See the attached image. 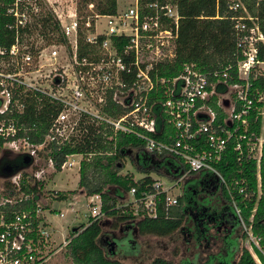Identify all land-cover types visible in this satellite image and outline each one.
Here are the masks:
<instances>
[{
    "label": "built area",
    "instance_id": "2783aa9c",
    "mask_svg": "<svg viewBox=\"0 0 264 264\" xmlns=\"http://www.w3.org/2000/svg\"><path fill=\"white\" fill-rule=\"evenodd\" d=\"M40 3L14 0L9 8L16 18L14 26H30L34 15L42 10ZM230 7L236 12L243 10L233 17L239 32L237 44L243 53L236 81H231V67L206 73L195 64H187L177 77H160V65L172 62L177 55L181 13L175 0H128L126 6L118 5L114 14H101L90 3L87 15H80L77 9L65 17L55 15L65 37L63 42L49 43L40 35H36V41H22L17 33L10 48L0 46V151L25 160V165L13 167V175H0V264H47L68 244L66 235L59 240L52 218L63 213L51 207L47 185L42 193L29 189L37 183L41 190L39 182H47L50 171H56L51 156L54 147L87 134L89 122L106 124L115 133L144 138L150 151H166L187 165L180 178L170 184L157 178L152 190H143L140 197L137 188H131L128 194L132 199L127 204H135L136 211L142 207L156 217L159 202L166 210L179 204L182 194L175 190L192 173H211L226 187L240 227L251 237L250 246H246L257 264H263L258 251L264 254V244L246 224L237 197L251 198L254 193L248 190L246 178L228 182L218 168L232 143L240 165L256 162L261 196L264 88L256 87L255 81L264 78V60L259 57L264 33L258 18L242 1L236 0ZM100 18L106 19L103 28ZM82 49L86 51L83 55ZM218 84H223L226 91L219 93ZM159 86L163 87L162 101L156 97L158 92L152 94ZM215 95L226 114L222 122H218V112L211 105ZM32 98H47L60 107L39 143L21 135L28 129L14 118L16 112H25ZM109 102L127 111L112 115L106 110ZM158 102L169 115V124L177 130L171 141H157L148 134L157 130L154 106ZM258 123L259 132L252 128ZM76 155L67 156L61 171L74 167L70 159ZM80 155L83 160L84 155ZM89 198L93 202L89 218L101 217L100 195ZM33 200L31 207L29 202Z\"/></svg>",
    "mask_w": 264,
    "mask_h": 264
},
{
    "label": "trees",
    "instance_id": "16d2710c",
    "mask_svg": "<svg viewBox=\"0 0 264 264\" xmlns=\"http://www.w3.org/2000/svg\"><path fill=\"white\" fill-rule=\"evenodd\" d=\"M181 13L179 37L177 40V55L172 62L160 65L158 74L160 77H177L180 75L187 64H195L203 72L210 73L215 70L223 71L230 68L232 76L231 81L237 79V65L243 58V53L238 47L239 32L235 28L234 16L243 13L231 9V5L236 0H175ZM245 5L247 11L258 18V24L264 33V0H240ZM14 0H0V46L10 48L16 40L19 33L21 40L25 39L31 42L33 35L44 36L49 43L57 40L65 41L61 32V24L57 20L53 9L44 7L38 14L34 15L33 23L28 27L14 26L16 18L9 12ZM94 3L95 9L101 14H114L118 8V0H79L77 9L79 12L88 10V4ZM41 4V3H40ZM43 7V6H42ZM90 12L85 13V15ZM83 14V13H82ZM11 25H13L11 27ZM102 38V37H101ZM84 36L80 37V43L83 45ZM83 47V46H82ZM86 47V46H84ZM260 59L264 60V43L259 45ZM86 51L82 49L81 54ZM256 87L264 88V78H258L255 81ZM217 91L223 93L226 87L218 84ZM158 92V93H157ZM157 93V94H156ZM158 100H163V87L152 93ZM219 97L215 95L211 105L218 112V122H222L226 116L223 109L218 105ZM153 100H150V104ZM59 105L44 98L42 101L32 98L28 102V107L24 113H15L14 118L19 124H24L28 130H22L21 135L28 136L34 143L42 142L51 121L59 112ZM106 110L112 115H121L127 109L109 102ZM157 120V130L155 133H148L157 141L167 142L175 138L177 130L169 124V115L165 112L161 102L154 106ZM88 133L74 139L73 142L66 143L60 147H54L51 153L55 161V172H60L61 166L71 154H83L81 161L79 190H84L86 196L100 195L102 201V213L99 218L90 217L87 223L74 225L67 247V254L73 260L74 264H125L118 255V245L116 241L107 238L109 233L104 231L108 220H112L113 228L127 226L133 230V233L140 236L154 235L158 237H167L178 230H183L184 224L189 216V211L195 209L197 195L193 190L184 191L179 196V204L165 209L162 202H159L158 215L150 216L144 208L136 211L133 203L127 204V193L131 188H137V197L145 189L152 190L155 180L166 177L171 181L180 178L186 171L185 163L169 154L166 151H150L147 140L132 134L115 133L112 128L106 124L89 122ZM261 123L254 124L255 130H260ZM48 157V155H46ZM130 160L135 169L143 174V177L136 179L133 175H122L121 171L125 168V160ZM13 167L25 165V160L17 156L9 160ZM218 168L225 176L228 182L235 178H246L247 187L251 198L244 199L243 195H237L240 206L243 210V217L248 226L252 227V233L262 239L264 244V152L261 162L262 194L258 193L257 164L255 161L239 164L238 153L230 143L223 159L218 163ZM53 173V172H52ZM51 173V174H52ZM50 174V175H51ZM201 173H192L191 176H197ZM156 176V177H155ZM188 179V183L194 184L197 179ZM207 179L210 177L214 183L207 186V190H221L224 207L222 208L221 219L218 224H224L230 227L232 224H239L235 209L232 205L231 197L226 187L217 182L216 177L207 173ZM30 187L29 191L42 193L46 189V182H39ZM81 188V189H80ZM76 191H69L75 193ZM50 195V191L46 192ZM60 195L53 194L56 199L65 201L68 196L65 193L57 191ZM190 197L189 204L186 199ZM37 198V197H35ZM29 202V206L35 203ZM257 208L253 219V209ZM59 212V209L54 210ZM200 218V217H199ZM196 222L204 225L208 232L213 222V217L209 220ZM74 228H77L74 231ZM242 228V227H241ZM243 229V228H242ZM114 230V229H112ZM130 237V236H129ZM244 238L248 237L247 231H244ZM130 238H134L131 236ZM135 241V239H134ZM133 244V243H132ZM260 259L264 264V254L258 251ZM151 264H175L173 260L164 257H156ZM239 264H257L252 253L247 247L240 250Z\"/></svg>",
    "mask_w": 264,
    "mask_h": 264
},
{
    "label": "rangeland",
    "instance_id": "374dc122",
    "mask_svg": "<svg viewBox=\"0 0 264 264\" xmlns=\"http://www.w3.org/2000/svg\"><path fill=\"white\" fill-rule=\"evenodd\" d=\"M79 0H41V9L45 6L53 9L55 15L62 14L63 17L69 11H73L77 9V2ZM119 6H126L128 4V0H119ZM43 6V7H42ZM78 10V9H77ZM57 11V12H56ZM79 12V10H78ZM88 10H84L79 12L80 15L84 16ZM100 23L102 24V28L105 26L106 19L100 18ZM37 40V36L34 35L30 40ZM41 42V41H39ZM46 62H49L46 60ZM13 159L14 155H9L7 152L0 151V163L5 158ZM70 160L75 162L74 167L66 168L61 172H55L54 170L50 171L52 174L49 175L50 179L47 178V189L50 191V196H46L48 198L51 197V203L53 204V209H62L65 212V216L61 218H56V224L60 229V238L59 240H63L66 235L67 238L71 235L72 228L74 225H80L82 223H87L89 221L90 209L93 206V202H90L91 199L86 196L84 190L78 189V184L80 180V172H79V162L82 160V156L80 154L72 157ZM122 175H133L136 179L143 177V174L138 172L135 167L132 165L131 161L125 160V168L121 171ZM207 176L206 173L202 174V177ZM156 177V176H155ZM194 176L187 178L184 180L180 186L175 190L177 194H183L184 185L187 183L188 179L191 180ZM158 178V177H156ZM161 180L166 184H170L171 180L166 177H161ZM81 189V188H80ZM63 192L68 196V199L65 201H61L56 199L55 195H60L57 193ZM69 191H76L75 193H69ZM55 194L54 196H52ZM127 202L131 201L132 197L127 193ZM200 202H204L211 207L212 210L222 211L224 207V201L222 199L221 190L210 191L207 193H200L197 196ZM96 200V199H95ZM208 201V202H207ZM90 204V205H89ZM135 204H133V208H135ZM73 208V209H72ZM112 220H108L104 227V231L109 234H116L118 237H125L124 239L116 240L118 245V255L125 262V264H151V261L156 257H164L170 260H173L175 264H184L188 259H193V236L187 230H178L170 236L167 237H158L154 235L148 236H140L135 234L131 228L124 226L119 228H113ZM187 228H193L194 222L192 220H188L184 224ZM227 227H223V231L225 232ZM114 229V230H112ZM238 237L234 238L233 241L230 242L231 245H235L239 251L243 247L250 246L251 242L250 236L248 234L247 238L243 237L244 229L238 226ZM218 232L216 228H212L211 235L215 236ZM62 234H65L64 236ZM134 234L135 243L138 245L136 250H132L128 253L129 249V237ZM218 235V234H217ZM222 235H220V239H213V243L218 240H221ZM207 244L206 241L203 242V248L201 249L203 252L208 250V247H205ZM247 245V246H246ZM264 249V247H263ZM207 252V251H206ZM203 255V254H202ZM255 259V258H254ZM189 262V261H188ZM47 264H74L73 260L67 254V247L64 246L57 254L53 256V258Z\"/></svg>",
    "mask_w": 264,
    "mask_h": 264
},
{
    "label": "flooded vegetation",
    "instance_id": "af4514ba",
    "mask_svg": "<svg viewBox=\"0 0 264 264\" xmlns=\"http://www.w3.org/2000/svg\"><path fill=\"white\" fill-rule=\"evenodd\" d=\"M9 160L10 159L8 157H5L1 161L0 172H1V166L5 163H8ZM202 174L203 173L194 177L195 179H197L196 183L191 184L187 182L184 185V191L193 190L194 194L197 196L200 195V193L209 192L207 190V186L213 184L214 181L210 177L208 179L206 176L202 177ZM186 201L189 204L191 203L189 196H187ZM222 212L223 211L219 212L217 210H212L209 205H207L204 202H200V200H198L197 198V201H195V209L189 211V216L187 218V221L192 220L194 222V227L187 228L184 226L185 229H183V231L184 230L189 231L193 236L192 238L193 240L191 242H193L194 256L193 259H188L187 261L184 262V264H239L240 251L235 245L230 244V242L233 241L234 238L238 237L236 235H238L239 224L234 223L230 227L224 224L223 225L218 224V221H220L221 219ZM212 217H213V222L208 223V225L210 226L208 232H206V230L204 229V225H201L202 224L201 222L199 224L196 222L197 219L201 221H205L207 219L210 220ZM223 227H227L225 229L226 230L225 232L223 231ZM212 228H216L218 230L215 236L211 235ZM220 235H222L221 240H218V243L216 241L213 243V239H218V238L220 239ZM129 236L130 235L128 234L127 237ZM131 236H133V234ZM130 237L128 239L129 241L128 253L131 252L132 250H136L138 247L134 239ZM107 238L112 239V241H116L118 239H124L125 237H118L116 236V234L112 233L109 234ZM204 241L207 242L205 247H208V250L206 249L205 252L201 250L204 246L203 245Z\"/></svg>",
    "mask_w": 264,
    "mask_h": 264
},
{
    "label": "water",
    "instance_id": "95a60500",
    "mask_svg": "<svg viewBox=\"0 0 264 264\" xmlns=\"http://www.w3.org/2000/svg\"><path fill=\"white\" fill-rule=\"evenodd\" d=\"M1 176L4 177H8L13 175V166L10 163H5L1 166V172H0ZM77 228H74V231H76Z\"/></svg>",
    "mask_w": 264,
    "mask_h": 264
},
{
    "label": "crops",
    "instance_id": "0c3cea01",
    "mask_svg": "<svg viewBox=\"0 0 264 264\" xmlns=\"http://www.w3.org/2000/svg\"><path fill=\"white\" fill-rule=\"evenodd\" d=\"M118 2H119V0H118ZM73 209V208H72ZM60 212H62L63 213V216L62 215H58V216H55V217H53L52 219L54 220V225H55V227L57 228V231H58V233H59V235H60V229L58 228V226H57V224H56V218H61V217H64L65 216V212L62 210V209H59V212H57V213H60ZM63 236L65 235V234H62Z\"/></svg>",
    "mask_w": 264,
    "mask_h": 264
}]
</instances>
